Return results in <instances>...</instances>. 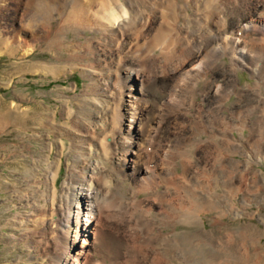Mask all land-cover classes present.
<instances>
[{
	"label": "bare ground",
	"instance_id": "1",
	"mask_svg": "<svg viewBox=\"0 0 264 264\" xmlns=\"http://www.w3.org/2000/svg\"><path fill=\"white\" fill-rule=\"evenodd\" d=\"M9 1L14 5L6 12L16 8L20 27L13 44L12 32L9 40L0 36L3 49L26 57L45 40L67 60L89 62L78 101L84 108L67 111L75 117L66 124L75 157L68 176L58 189L61 160L49 162L44 175H35L32 209L18 214L35 258L43 254L42 264H218L226 253L230 264H245L247 251L232 249L229 237L215 243L209 232L180 239L174 231L205 224L202 214L213 210L225 219L238 192L262 186L250 166L264 160V0ZM53 28L43 38L37 34ZM68 31L85 41L67 40ZM88 31L96 36L87 38ZM20 34L30 39L19 42ZM223 42L230 48L209 52ZM36 67L59 71L52 63ZM239 68L256 79L249 90L238 84ZM239 154L247 160H234ZM166 228L173 233L157 232ZM111 230L117 241H108Z\"/></svg>",
	"mask_w": 264,
	"mask_h": 264
},
{
	"label": "rangeland",
	"instance_id": "2",
	"mask_svg": "<svg viewBox=\"0 0 264 264\" xmlns=\"http://www.w3.org/2000/svg\"><path fill=\"white\" fill-rule=\"evenodd\" d=\"M9 4L14 5L9 0L0 2V8L3 9L0 11V32H6L0 33V36L4 35V38L9 40L10 32H12L14 40L11 43L13 44L17 27L20 26L13 19L16 16V8L12 7L11 11L6 12ZM55 30L53 28L50 32L37 34L43 38ZM93 32L88 31L84 35L91 39L96 36ZM29 37L25 39L20 34L18 41L28 40ZM65 37L69 41L74 38L77 41H85L84 38L75 37L70 31ZM44 41H41L42 47L38 45L35 51L26 57L19 53L12 54L0 45V264H42L43 254L39 261L35 258V252L31 251L26 241L22 239L23 231L17 223L18 216L32 209V202H34L32 193L38 186L36 176L45 174L44 171L49 162L61 160L60 174L56 182V187L61 189L68 176V169L75 160L72 151L69 150L71 142L67 136L68 126L66 125L75 117L68 116L67 111L72 110L79 114V107L83 106L78 101L79 95L85 91L88 84L84 70L89 62L82 59L67 60L69 58L65 51L46 48ZM85 44L82 45L85 46ZM222 46L230 48L229 44L223 42L221 45L212 47L209 52L214 49L219 50ZM21 53L23 54V51ZM158 56L157 54L156 57ZM220 59L223 60L225 68L230 67L227 56L222 55ZM50 63L59 67V71L54 75L36 72L38 69L36 65ZM238 70L239 86L249 90L255 85L256 79L248 70L241 68ZM221 71L222 69L219 71V77L224 80V73L222 74L223 71ZM149 94L147 93L146 96ZM156 99L161 101L164 98L162 94H159ZM236 99L237 97L234 96L227 102V107H231ZM149 108L153 109V105ZM253 117L256 119L257 114ZM57 130H60L63 136ZM245 134L248 136L247 130ZM58 136L65 143L63 155L58 154L55 144ZM51 145L54 147L52 151ZM234 160L245 162L247 157L239 154ZM250 167L255 174L253 178L262 185L259 187L261 189L251 191L249 194L244 193V190L238 192V198L230 203L229 213L225 219H220L219 210H213L207 215L202 214L205 217V224L200 222L196 228L181 224L175 231L174 228H166L159 229L157 232L162 231L169 236L174 231L180 239L184 235L209 232L214 236L215 243L227 240L229 237L232 249L243 247L242 250L247 251L245 264H264V160L257 159ZM181 172L182 165L178 161L177 173ZM164 187L160 186L159 192H164ZM142 197L149 198L152 194L144 193ZM234 208L237 209V213L234 212ZM114 232L115 230L109 231L108 241H117L118 236ZM171 238L174 240V237ZM170 245L172 248L181 249L174 244ZM37 249L39 251L38 246ZM190 261L175 259L170 264H193ZM230 261L231 258L226 253H222L217 263L230 264Z\"/></svg>",
	"mask_w": 264,
	"mask_h": 264
}]
</instances>
